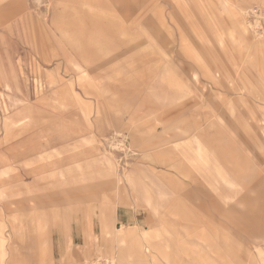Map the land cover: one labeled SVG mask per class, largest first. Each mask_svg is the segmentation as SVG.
<instances>
[{"label":"rangeland","instance_id":"1","mask_svg":"<svg viewBox=\"0 0 264 264\" xmlns=\"http://www.w3.org/2000/svg\"><path fill=\"white\" fill-rule=\"evenodd\" d=\"M0 264H264V0H0Z\"/></svg>","mask_w":264,"mask_h":264},{"label":"crops","instance_id":"2","mask_svg":"<svg viewBox=\"0 0 264 264\" xmlns=\"http://www.w3.org/2000/svg\"><path fill=\"white\" fill-rule=\"evenodd\" d=\"M117 231H118V230H117ZM121 238H122V241H123V243H125V242H126V240H127V237H125V236H122Z\"/></svg>","mask_w":264,"mask_h":264},{"label":"bare ground","instance_id":"3","mask_svg":"<svg viewBox=\"0 0 264 264\" xmlns=\"http://www.w3.org/2000/svg\"><path fill=\"white\" fill-rule=\"evenodd\" d=\"M112 233L115 235V233H116L115 230H112Z\"/></svg>","mask_w":264,"mask_h":264}]
</instances>
